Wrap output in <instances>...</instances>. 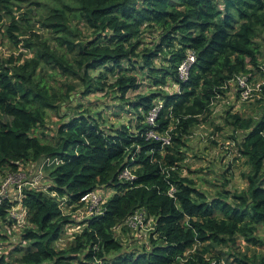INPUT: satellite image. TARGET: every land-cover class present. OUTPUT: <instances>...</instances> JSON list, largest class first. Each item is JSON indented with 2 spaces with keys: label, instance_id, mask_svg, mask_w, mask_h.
<instances>
[{
  "label": "trees",
  "instance_id": "16d2710c",
  "mask_svg": "<svg viewBox=\"0 0 264 264\" xmlns=\"http://www.w3.org/2000/svg\"><path fill=\"white\" fill-rule=\"evenodd\" d=\"M54 2L40 19L52 37L42 39L16 18L13 0H0V21L11 16L8 37L24 41L27 48L36 43V56L23 63V53L0 56V173L17 172L43 158L50 161L43 188L25 187L19 199L0 196V222L12 225L11 210L18 204L28 222L22 233L25 244L7 253L0 245V264H264V252L217 249L231 248L240 238L264 246V237L257 235L259 225L264 229V116L230 115L231 123L245 131L241 151L253 169L244 191L235 193L223 184L210 197L181 171L193 126L208 120L229 84L240 75L249 81L255 69L264 77L262 45L256 40L264 32V0ZM76 15L89 35L73 29ZM19 33L30 35L20 40ZM146 33L156 37L140 48ZM190 50L196 60L183 80L178 69ZM45 65L51 78H66L64 92L46 79ZM135 69L145 73L151 88L178 89L140 91L139 74L127 73ZM112 73L118 74L116 80L107 83ZM76 89L82 96L108 89L123 110L134 114V124L106 126L99 112L81 105L62 113ZM154 108L156 118L150 123ZM48 109L61 120L44 142L37 129L45 126ZM152 130L169 143L148 138ZM125 168L133 179L120 177ZM102 186L113 190L102 213L86 215L83 229L59 247L74 222L64 206L85 208L83 196ZM136 211L152 218L153 229L148 246L134 250L124 247L115 230L132 232L126 220ZM6 237L0 232V241ZM210 251L217 254L208 259Z\"/></svg>",
  "mask_w": 264,
  "mask_h": 264
},
{
  "label": "rangeland",
  "instance_id": "374dc122",
  "mask_svg": "<svg viewBox=\"0 0 264 264\" xmlns=\"http://www.w3.org/2000/svg\"><path fill=\"white\" fill-rule=\"evenodd\" d=\"M15 5L14 15L19 21H26L23 24L31 33H38L42 39L52 37V33L47 31L42 26L40 19L49 14L56 6L54 0H13ZM70 14H72L70 12ZM11 22V16H6L0 21V56L7 58L10 55L22 54L21 62H24L26 58H32L36 56L34 46L27 48L25 42L21 39L29 37L30 33L21 35L19 33V39L21 42L14 43L7 33L6 28ZM73 29L79 28L84 35H89L91 32L84 26L83 20L79 15H76L72 19ZM155 35L152 36L148 33L143 36V42L140 46L152 45ZM262 45V55L260 58L261 63L264 65V32L256 38ZM52 46H55V41L51 39L49 41ZM156 65L160 64V60L156 59ZM44 65V64H43ZM47 69L45 74L46 79L49 83L56 87L59 92H64L65 87L63 82L66 80L65 77L56 75L54 78L50 77L52 70L46 65ZM43 68V69H44ZM42 69V70H43ZM43 73V72H42ZM98 73V72H97ZM128 74L138 75L139 81L142 82L140 91H173L177 90L176 85H167L161 87L151 88L149 80L144 79L145 73L139 72L138 70H129ZM118 74H109L106 79L107 83H113L116 80ZM250 75V74H249ZM248 78V75H246ZM264 77L261 72L257 69L251 74V79L248 85L251 87L249 98L245 99L246 94L242 96L244 90L240 89L237 81H232L225 94L219 96L213 103L210 116L205 122L194 125L192 133L188 137L187 146L185 147L186 159L182 164V173L195 180L196 187L210 197L223 188L225 184L226 189L232 192H240L245 190L248 186V176L253 172L251 163L248 161L241 151L240 141L243 139L244 130L236 128L232 123L231 114L238 113L243 118H252L258 120L264 116V95L261 90L257 89V84L260 83ZM76 89L72 93V98L69 102L62 105V113H65L67 109H72L78 105H81L80 109L89 108L92 112H99L97 116L101 122H104L106 126H116L122 123L134 124L132 119L134 114L123 110L121 103L114 98L112 92L107 90L96 91L88 96H82L77 93ZM132 94V93H130ZM3 117V116H2ZM4 118V117H3ZM61 118L58 116L56 111L50 109L47 110V119L45 126L41 125L37 129V135L42 138L44 142L50 141L49 136L54 133L55 126L60 122ZM50 163L49 160L43 158L38 162H29L26 165L20 166L17 172H11L4 170L0 173V194L6 186V194L10 197L17 198L21 197L22 190L25 187L29 188H43L47 184L46 166ZM243 190V191H244ZM113 190L106 186H102L95 191L97 200L102 198V202L112 195ZM93 203V202H92ZM92 203L89 202L91 208ZM95 205V204H94ZM88 207V208H89ZM88 209L79 206L76 210H71L64 206L65 213H70L71 218L74 221L68 227L62 238L58 241L59 247L67 246L72 240L73 235L83 229L84 225L81 224L83 219L87 215ZM14 215V221L12 225L0 222V232L5 233L7 237L5 240L0 241V245L4 252H9L16 244L22 243V233L26 228L28 222L25 215V210L21 205H17L11 211ZM89 216V214H88ZM146 230H141L139 234L133 232H124L120 229H116V236L123 241L125 248H131L134 250L140 247L148 246V232L152 230V221L146 225ZM257 235L264 237V229L259 225ZM25 244V242H23ZM136 248V249H135ZM218 250L229 251L230 249L240 250L247 252L249 255L264 252V246H253L246 242L243 238L237 240V243L233 247L219 246ZM214 251L208 253V259L211 255H216Z\"/></svg>",
  "mask_w": 264,
  "mask_h": 264
},
{
  "label": "built area",
  "instance_id": "2783aa9c",
  "mask_svg": "<svg viewBox=\"0 0 264 264\" xmlns=\"http://www.w3.org/2000/svg\"><path fill=\"white\" fill-rule=\"evenodd\" d=\"M195 60H196L195 52L190 50L188 55H187V58L180 64L179 69H178L179 70V76L181 79L184 80L188 77L190 66L193 62H195ZM236 81H237L238 85L240 86V89L242 91L244 90L242 96H244V93H245L246 94L245 99H248L249 98L248 91L251 92V89H250L251 87L248 85L249 81H248L247 76L246 75H240L237 77ZM263 84H264V79L260 83L257 84V89L262 91V85ZM157 110H158L157 108L152 109V111L148 115V120L150 123H154L155 118H156V114H157ZM147 137L148 138H152V137L153 138H163V140H165L166 143H169L168 138L161 137L160 135H157L153 130L149 131L147 133ZM120 177L125 179V180H131L134 178V173L131 171V169L125 168L122 171V173L120 174ZM7 184H8V182L4 185L5 188H4L3 192L0 194V196L7 195L6 194ZM95 191L87 193L82 198V200L85 202V206H86L85 208L88 209L87 210L88 211L87 216H88V214H89V216L93 215V214H100L103 211L102 204L105 202V200L103 202H102V200H103L102 198L97 200V198L95 196ZM89 202H91V203L93 202L91 208L89 207L90 206ZM12 216L14 217V215H12ZM149 221H152V218H148L147 213H145L144 211H136L134 214H132L130 217L127 218L126 224L132 228L133 233L139 234V232L141 230L147 229L146 225L149 223ZM152 229H153V227H152ZM208 264H215V261H211Z\"/></svg>",
  "mask_w": 264,
  "mask_h": 264
}]
</instances>
